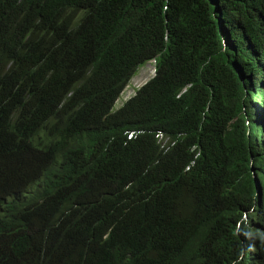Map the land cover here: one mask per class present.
Wrapping results in <instances>:
<instances>
[{
  "label": "trees",
  "instance_id": "trees-1",
  "mask_svg": "<svg viewBox=\"0 0 264 264\" xmlns=\"http://www.w3.org/2000/svg\"><path fill=\"white\" fill-rule=\"evenodd\" d=\"M0 175V264H264V0H0Z\"/></svg>",
  "mask_w": 264,
  "mask_h": 264
},
{
  "label": "rangeland",
  "instance_id": "rangeland-1",
  "mask_svg": "<svg viewBox=\"0 0 264 264\" xmlns=\"http://www.w3.org/2000/svg\"><path fill=\"white\" fill-rule=\"evenodd\" d=\"M155 72V61H149L143 67H141L138 72L129 80L127 86L124 88L123 92L121 93L120 98L115 104V108H119L123 102L131 97L137 88L147 82Z\"/></svg>",
  "mask_w": 264,
  "mask_h": 264
},
{
  "label": "clouds",
  "instance_id": "clouds-1",
  "mask_svg": "<svg viewBox=\"0 0 264 264\" xmlns=\"http://www.w3.org/2000/svg\"><path fill=\"white\" fill-rule=\"evenodd\" d=\"M127 86V85H126ZM125 86V87H126ZM124 87V88H125ZM124 90V89H123ZM122 90V92H123ZM121 92V93H122ZM121 96V95H120ZM120 98V97H119ZM118 98V99H119ZM130 98V97H129ZM117 99V101H118ZM127 100V99H126ZM125 100V101H126ZM116 101V102H117ZM124 101V102H125ZM123 102V103H124ZM116 104V103H115ZM118 108H115V110ZM43 183H0V200L2 199H7L11 196V194L19 189H25L22 186H26L30 192H31V196L33 195L34 191L36 188H38L40 185H42ZM26 190V189H25Z\"/></svg>",
  "mask_w": 264,
  "mask_h": 264
},
{
  "label": "bare ground",
  "instance_id": "bare-ground-1",
  "mask_svg": "<svg viewBox=\"0 0 264 264\" xmlns=\"http://www.w3.org/2000/svg\"><path fill=\"white\" fill-rule=\"evenodd\" d=\"M134 94H135V93H134ZM134 94H133V95H134ZM133 95H132V96H133ZM0 181H1V182H5V183H9V180H8L6 177L2 176V175H0ZM12 182H13V181H12Z\"/></svg>",
  "mask_w": 264,
  "mask_h": 264
}]
</instances>
